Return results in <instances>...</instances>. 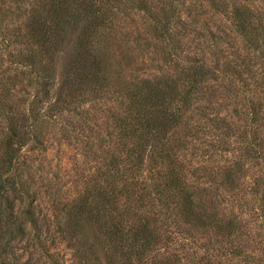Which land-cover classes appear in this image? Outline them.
Wrapping results in <instances>:
<instances>
[{
    "label": "rangeland",
    "instance_id": "obj_1",
    "mask_svg": "<svg viewBox=\"0 0 264 264\" xmlns=\"http://www.w3.org/2000/svg\"><path fill=\"white\" fill-rule=\"evenodd\" d=\"M0 188V264H264V0H0Z\"/></svg>",
    "mask_w": 264,
    "mask_h": 264
},
{
    "label": "trees",
    "instance_id": "obj_2",
    "mask_svg": "<svg viewBox=\"0 0 264 264\" xmlns=\"http://www.w3.org/2000/svg\"><path fill=\"white\" fill-rule=\"evenodd\" d=\"M60 10H59V12H63V8H61V6H60V8H59ZM66 12H68L67 11V9L65 10ZM13 134V138H11L12 139V142L16 139V137H19V135H17V133L16 132H13L12 133ZM20 138V137H19ZM18 138V139H19ZM12 142H11V149H12V152H14V151H16L15 149H14V146L12 147ZM11 159V158H10ZM11 161V160H10ZM0 191H1V188H0ZM1 193V192H0ZM1 223H2V213L0 212V227H1Z\"/></svg>",
    "mask_w": 264,
    "mask_h": 264
}]
</instances>
